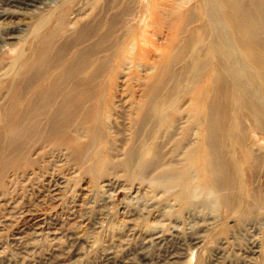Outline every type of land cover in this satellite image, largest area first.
<instances>
[{"label": "bare ground", "instance_id": "obj_1", "mask_svg": "<svg viewBox=\"0 0 264 264\" xmlns=\"http://www.w3.org/2000/svg\"><path fill=\"white\" fill-rule=\"evenodd\" d=\"M143 1L8 0L37 11L0 30V197L80 161L224 223L264 214V0Z\"/></svg>", "mask_w": 264, "mask_h": 264}, {"label": "rangeland", "instance_id": "obj_2", "mask_svg": "<svg viewBox=\"0 0 264 264\" xmlns=\"http://www.w3.org/2000/svg\"><path fill=\"white\" fill-rule=\"evenodd\" d=\"M186 1L184 6L195 0ZM10 4L0 0V7L10 11L0 16V30L27 28L36 5ZM135 69L138 65L130 70ZM128 78L122 90L131 98L142 85ZM109 88L110 83L106 95ZM101 101L103 107L106 99ZM96 168L77 161L71 170L61 169L67 181L55 191L45 174L40 186L21 182L0 197V264H198V257L199 264H259L264 214L224 223L209 200L177 201L124 171Z\"/></svg>", "mask_w": 264, "mask_h": 264}]
</instances>
